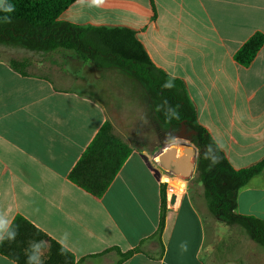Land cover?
I'll use <instances>...</instances> for the list:
<instances>
[{
  "label": "crops",
  "instance_id": "crops-1",
  "mask_svg": "<svg viewBox=\"0 0 264 264\" xmlns=\"http://www.w3.org/2000/svg\"><path fill=\"white\" fill-rule=\"evenodd\" d=\"M59 19L133 30L153 63L183 81L198 122L235 169L264 158V46L249 67L234 58L254 33L264 34V0H76ZM27 52L45 61L0 58V211L12 221L26 218L77 264H240L206 252L203 192L187 191L172 207L165 202L159 231L164 186L151 156L182 141L132 145V133L142 135L140 122L133 128L135 105L149 109L150 100L137 80L114 67L79 64L70 51L53 52V60L45 56L52 52ZM14 59L28 61L27 69H14ZM42 65L47 75L36 72ZM108 121L132 152L97 197L69 174ZM236 203L237 214L264 220V170ZM0 264L16 263L0 254Z\"/></svg>",
  "mask_w": 264,
  "mask_h": 264
},
{
  "label": "trees",
  "instance_id": "trees-1",
  "mask_svg": "<svg viewBox=\"0 0 264 264\" xmlns=\"http://www.w3.org/2000/svg\"><path fill=\"white\" fill-rule=\"evenodd\" d=\"M76 0H5L0 6V44L33 52H73L81 61L99 67L120 69L137 80L149 95L156 117L172 131L183 123L195 134L191 143L198 149L197 173L204 186L208 210L219 221L241 225L253 241L264 247V220L236 213L240 189L264 170V158L243 169H235L224 151L198 122L195 106L180 79L158 68L136 33L126 27L80 26L60 20ZM264 46V34L254 33L235 53L238 64L249 67ZM22 71L25 62L12 61ZM132 152V148L105 122L69 174V179L94 196L102 197ZM218 161V162H217ZM165 197L159 231L165 226ZM18 235L5 239L0 254L16 264H77L75 255L48 237L21 215L13 220ZM7 232L4 234L7 237ZM135 250L123 254L129 257Z\"/></svg>",
  "mask_w": 264,
  "mask_h": 264
},
{
  "label": "rangeland",
  "instance_id": "rangeland-1",
  "mask_svg": "<svg viewBox=\"0 0 264 264\" xmlns=\"http://www.w3.org/2000/svg\"><path fill=\"white\" fill-rule=\"evenodd\" d=\"M14 47L15 46L8 47L7 45L0 44V58H10V57L30 58L34 62L39 61V63L45 61L43 59L41 60L42 55H38L32 52H27L28 50L22 51L19 50L22 48L15 47L16 48L15 49ZM45 56H48V59L50 60H53L54 58L57 57V55L54 54L53 52ZM76 58L78 59L79 64L83 62L77 56ZM14 61L25 62L26 65L24 66V69H27L28 61H20L17 59H14ZM45 65H42L40 67V69L42 68L43 71L40 70L36 72L41 73L43 75H47V73L43 69ZM148 104H149V109L147 107L144 108V105L143 107L135 105L134 111L137 116H135L134 118H136L138 124H135L133 128L134 130L137 129L140 122L141 125L140 131L142 135L139 136L138 132L132 133V136H130V141L132 142V145L139 146L140 144H145V143L148 144L151 141L154 143V140H157L158 138L161 140L171 139V141H175V143L180 142V139L176 136V134L180 132L181 128L175 131H172L173 130L172 128L168 129L167 126L163 125L162 122L156 117L155 107L152 104L151 99L149 100ZM188 130L189 129L186 127L185 131L188 132ZM119 137L124 141V139L121 136ZM124 142L130 146L128 142L126 141ZM191 147L196 148L194 144H192ZM180 149H182V147ZM183 154H184L183 151H181L180 155ZM194 157H195L194 158L195 168L192 175L188 178L189 180L188 192H192V193L203 192L202 195L203 198H205L204 186L203 184H201L202 182L200 181V177L197 173L198 149H197V154ZM206 210H207L206 217L208 219V235H207L208 238L206 244L207 253L208 252L213 253L216 250H218L216 252H218L219 254L216 256L220 257L219 260L226 258H233V259H237L240 264H264V247L258 245L255 241L249 238L248 233L241 225L236 223L228 224L221 222L210 213L208 208Z\"/></svg>",
  "mask_w": 264,
  "mask_h": 264
},
{
  "label": "water",
  "instance_id": "water-1",
  "mask_svg": "<svg viewBox=\"0 0 264 264\" xmlns=\"http://www.w3.org/2000/svg\"><path fill=\"white\" fill-rule=\"evenodd\" d=\"M185 130L186 125L183 123L180 132L176 134L182 141L180 145L166 143L156 151L154 157L159 160L162 167L171 173L180 174L185 178H189L195 168L194 156L197 154V149L191 147V137L195 132H186ZM180 146L182 149H180ZM179 149L183 151V155H178Z\"/></svg>",
  "mask_w": 264,
  "mask_h": 264
},
{
  "label": "built area",
  "instance_id": "built-area-1",
  "mask_svg": "<svg viewBox=\"0 0 264 264\" xmlns=\"http://www.w3.org/2000/svg\"><path fill=\"white\" fill-rule=\"evenodd\" d=\"M151 164L158 180L164 186L165 202L168 207H172L179 203L180 199L187 193L189 188L188 178L180 174L171 173L169 170L161 166L156 157L151 156Z\"/></svg>",
  "mask_w": 264,
  "mask_h": 264
},
{
  "label": "clouds",
  "instance_id": "clouds-1",
  "mask_svg": "<svg viewBox=\"0 0 264 264\" xmlns=\"http://www.w3.org/2000/svg\"><path fill=\"white\" fill-rule=\"evenodd\" d=\"M96 3H102L104 0H94ZM218 162V161H217ZM7 232V237L4 233ZM18 235L17 227L13 226V221L10 219L9 214L6 211H0V244H3L5 239L14 241ZM57 243H60L57 241ZM61 252H63V245H61ZM36 260L35 255L29 256L27 264H34Z\"/></svg>",
  "mask_w": 264,
  "mask_h": 264
},
{
  "label": "bare ground",
  "instance_id": "bare-ground-1",
  "mask_svg": "<svg viewBox=\"0 0 264 264\" xmlns=\"http://www.w3.org/2000/svg\"><path fill=\"white\" fill-rule=\"evenodd\" d=\"M181 152V151H180Z\"/></svg>",
  "mask_w": 264,
  "mask_h": 264
}]
</instances>
